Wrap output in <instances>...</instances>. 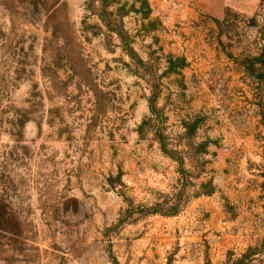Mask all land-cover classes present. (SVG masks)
<instances>
[{
	"label": "rangeland",
	"instance_id": "obj_1",
	"mask_svg": "<svg viewBox=\"0 0 264 264\" xmlns=\"http://www.w3.org/2000/svg\"><path fill=\"white\" fill-rule=\"evenodd\" d=\"M0 264H264V0H0Z\"/></svg>",
	"mask_w": 264,
	"mask_h": 264
}]
</instances>
